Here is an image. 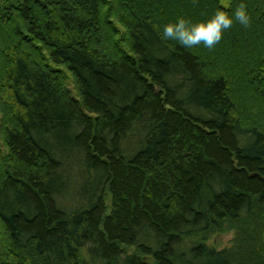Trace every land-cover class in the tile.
<instances>
[{"label":"trees","instance_id":"trees-1","mask_svg":"<svg viewBox=\"0 0 264 264\" xmlns=\"http://www.w3.org/2000/svg\"><path fill=\"white\" fill-rule=\"evenodd\" d=\"M241 2L212 50L161 38ZM243 80L264 97V0H0V264H264Z\"/></svg>","mask_w":264,"mask_h":264},{"label":"clouds","instance_id":"clouds-1","mask_svg":"<svg viewBox=\"0 0 264 264\" xmlns=\"http://www.w3.org/2000/svg\"><path fill=\"white\" fill-rule=\"evenodd\" d=\"M192 3L196 6L198 0H192ZM234 23L244 27L251 26V16L243 2L237 5L231 14L218 8L207 21L194 23L190 18L179 17L176 22L164 25L161 38L176 41L189 49L202 44L212 50L222 41L225 32L231 29Z\"/></svg>","mask_w":264,"mask_h":264},{"label":"rangeland","instance_id":"rangeland-1","mask_svg":"<svg viewBox=\"0 0 264 264\" xmlns=\"http://www.w3.org/2000/svg\"><path fill=\"white\" fill-rule=\"evenodd\" d=\"M232 53L234 54L235 57H238L240 55L237 50L232 51ZM205 54H206V57L209 58L210 60L214 59V55H213L214 53L213 52L208 53V50L205 49ZM260 58H261V56H260ZM216 66L218 67L217 64H216ZM243 66H244V68H248V66H246V65H243ZM244 80H243V82L241 81V82H237L234 84L232 93H233V96L237 100L238 111L242 115L245 114L244 117L246 118L245 119L246 121L250 120L249 122H251V120H252L251 113L253 114L255 109H258L259 113H260V111H261V113L264 111V100L262 99L264 97L255 98L256 93H254L248 87V85L245 83ZM255 86L257 88H262V87H264V82L257 83V84H255ZM258 117L259 118L261 117L262 118L261 121L264 122V116H258ZM232 237H233V229H229V230H225V231H221V232H215V233L210 234L209 238L207 239V242L213 243V244L217 245V247L228 246L232 243Z\"/></svg>","mask_w":264,"mask_h":264}]
</instances>
